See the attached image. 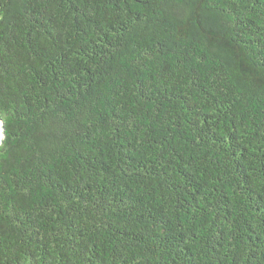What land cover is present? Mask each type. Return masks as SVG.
<instances>
[{"label":"trees","instance_id":"trees-1","mask_svg":"<svg viewBox=\"0 0 264 264\" xmlns=\"http://www.w3.org/2000/svg\"><path fill=\"white\" fill-rule=\"evenodd\" d=\"M0 264H264V0H0Z\"/></svg>","mask_w":264,"mask_h":264},{"label":"water","instance_id":"water-1","mask_svg":"<svg viewBox=\"0 0 264 264\" xmlns=\"http://www.w3.org/2000/svg\"><path fill=\"white\" fill-rule=\"evenodd\" d=\"M4 125L0 119V145L2 144V141H3V138L5 136V133H4Z\"/></svg>","mask_w":264,"mask_h":264}]
</instances>
